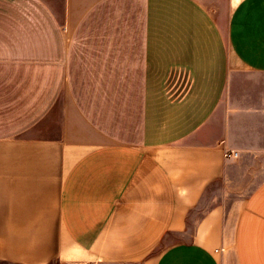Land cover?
I'll use <instances>...</instances> for the list:
<instances>
[{
	"label": "crops",
	"instance_id": "crops-1",
	"mask_svg": "<svg viewBox=\"0 0 264 264\" xmlns=\"http://www.w3.org/2000/svg\"><path fill=\"white\" fill-rule=\"evenodd\" d=\"M53 263L264 264V0H0V264Z\"/></svg>",
	"mask_w": 264,
	"mask_h": 264
},
{
	"label": "built area",
	"instance_id": "built-area-1",
	"mask_svg": "<svg viewBox=\"0 0 264 264\" xmlns=\"http://www.w3.org/2000/svg\"><path fill=\"white\" fill-rule=\"evenodd\" d=\"M224 157L225 158H231V157L235 158L236 157V153H225Z\"/></svg>",
	"mask_w": 264,
	"mask_h": 264
},
{
	"label": "rangeland",
	"instance_id": "rangeland-1",
	"mask_svg": "<svg viewBox=\"0 0 264 264\" xmlns=\"http://www.w3.org/2000/svg\"><path fill=\"white\" fill-rule=\"evenodd\" d=\"M206 206H208V204H206ZM53 264H55V263H53ZM94 264H101V263H94Z\"/></svg>",
	"mask_w": 264,
	"mask_h": 264
}]
</instances>
